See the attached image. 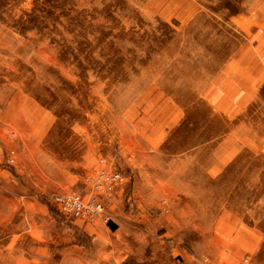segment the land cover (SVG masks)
<instances>
[{
  "label": "rangeland",
  "instance_id": "1",
  "mask_svg": "<svg viewBox=\"0 0 264 264\" xmlns=\"http://www.w3.org/2000/svg\"><path fill=\"white\" fill-rule=\"evenodd\" d=\"M232 85H264V0H0V264H264Z\"/></svg>",
  "mask_w": 264,
  "mask_h": 264
},
{
  "label": "crops",
  "instance_id": "2",
  "mask_svg": "<svg viewBox=\"0 0 264 264\" xmlns=\"http://www.w3.org/2000/svg\"><path fill=\"white\" fill-rule=\"evenodd\" d=\"M245 78V77H244ZM233 92L242 90L244 100L243 114L249 115V125L256 133L253 136L264 137V85H232ZM229 105L230 103L227 102ZM237 104V103H233ZM231 105V104H230ZM246 119L244 118V121ZM261 152V150H260ZM262 156V153H261ZM263 158V156H262Z\"/></svg>",
  "mask_w": 264,
  "mask_h": 264
},
{
  "label": "built area",
  "instance_id": "3",
  "mask_svg": "<svg viewBox=\"0 0 264 264\" xmlns=\"http://www.w3.org/2000/svg\"><path fill=\"white\" fill-rule=\"evenodd\" d=\"M261 153L264 160V144L261 147ZM106 180L110 183L116 182L119 180V174L112 173L106 176ZM55 202L59 205L62 211L85 220L92 218L103 211V204L94 197L84 200L77 194H64L55 197Z\"/></svg>",
  "mask_w": 264,
  "mask_h": 264
}]
</instances>
